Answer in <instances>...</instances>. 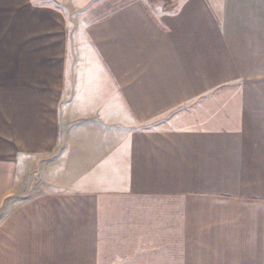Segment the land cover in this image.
Wrapping results in <instances>:
<instances>
[{
	"label": "crops",
	"instance_id": "obj_1",
	"mask_svg": "<svg viewBox=\"0 0 264 264\" xmlns=\"http://www.w3.org/2000/svg\"><path fill=\"white\" fill-rule=\"evenodd\" d=\"M0 10V264H264V0Z\"/></svg>",
	"mask_w": 264,
	"mask_h": 264
},
{
	"label": "rangeland",
	"instance_id": "obj_2",
	"mask_svg": "<svg viewBox=\"0 0 264 264\" xmlns=\"http://www.w3.org/2000/svg\"><path fill=\"white\" fill-rule=\"evenodd\" d=\"M126 1V0H122ZM164 1H169L170 0H164ZM8 12L7 11H1L0 10V49L5 50L6 49V41H7V36L9 34V29L10 27L6 25V23L9 21L7 17ZM3 22V24H2ZM16 29L18 27H15ZM5 54V51L2 52ZM6 58L2 59L0 58V93H3L4 95L6 93V82H7V73L5 72L6 70Z\"/></svg>",
	"mask_w": 264,
	"mask_h": 264
}]
</instances>
